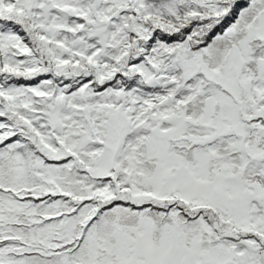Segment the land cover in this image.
Listing matches in <instances>:
<instances>
[{
  "label": "snow or ice",
  "instance_id": "1",
  "mask_svg": "<svg viewBox=\"0 0 264 264\" xmlns=\"http://www.w3.org/2000/svg\"><path fill=\"white\" fill-rule=\"evenodd\" d=\"M0 264H264V0H0Z\"/></svg>",
  "mask_w": 264,
  "mask_h": 264
}]
</instances>
